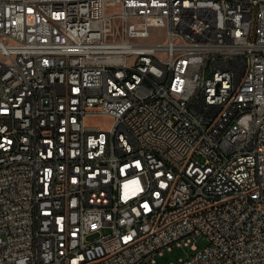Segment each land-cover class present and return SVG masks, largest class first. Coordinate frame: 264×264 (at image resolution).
<instances>
[{"label":"built area","instance_id":"obj_1","mask_svg":"<svg viewBox=\"0 0 264 264\" xmlns=\"http://www.w3.org/2000/svg\"><path fill=\"white\" fill-rule=\"evenodd\" d=\"M175 247L264 264V0H0V264Z\"/></svg>","mask_w":264,"mask_h":264},{"label":"rangeland","instance_id":"obj_2","mask_svg":"<svg viewBox=\"0 0 264 264\" xmlns=\"http://www.w3.org/2000/svg\"><path fill=\"white\" fill-rule=\"evenodd\" d=\"M143 25L140 21L135 20L130 22V34L131 40H137L142 44H154L161 42L165 39L166 35V23L155 22L152 26L140 27ZM88 128L101 129L103 131L108 130L111 126V121L107 118L98 117L95 119H88L86 122ZM110 229L106 228L104 233ZM209 242L208 239L202 237L196 242L197 250L203 251ZM196 252L192 248H179L175 247L172 251H165L163 256H157L154 264H177L181 260H188L194 256Z\"/></svg>","mask_w":264,"mask_h":264}]
</instances>
